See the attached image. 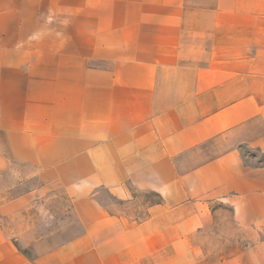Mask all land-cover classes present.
<instances>
[{
	"label": "crops",
	"instance_id": "1",
	"mask_svg": "<svg viewBox=\"0 0 264 264\" xmlns=\"http://www.w3.org/2000/svg\"><path fill=\"white\" fill-rule=\"evenodd\" d=\"M0 168L76 218L0 264H264V0H0Z\"/></svg>",
	"mask_w": 264,
	"mask_h": 264
},
{
	"label": "rangeland",
	"instance_id": "2",
	"mask_svg": "<svg viewBox=\"0 0 264 264\" xmlns=\"http://www.w3.org/2000/svg\"><path fill=\"white\" fill-rule=\"evenodd\" d=\"M193 4L211 0H188ZM207 4V3H206ZM0 168V204L16 195L29 192L34 182L21 177V168L13 174ZM20 174V175H19ZM155 199L154 196H148ZM0 225L26 254L36 255L55 248L71 237L76 218L71 214L70 203L59 189L46 192L42 199L20 209L16 214H0Z\"/></svg>",
	"mask_w": 264,
	"mask_h": 264
}]
</instances>
